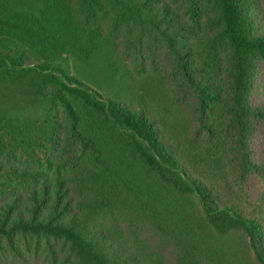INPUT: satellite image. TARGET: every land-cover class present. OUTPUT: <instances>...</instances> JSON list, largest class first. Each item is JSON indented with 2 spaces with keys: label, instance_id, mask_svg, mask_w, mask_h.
I'll return each mask as SVG.
<instances>
[{
  "label": "trees",
  "instance_id": "trees-1",
  "mask_svg": "<svg viewBox=\"0 0 264 264\" xmlns=\"http://www.w3.org/2000/svg\"><path fill=\"white\" fill-rule=\"evenodd\" d=\"M263 3L0 0V264H264Z\"/></svg>",
  "mask_w": 264,
  "mask_h": 264
},
{
  "label": "rangeland",
  "instance_id": "rangeland-1",
  "mask_svg": "<svg viewBox=\"0 0 264 264\" xmlns=\"http://www.w3.org/2000/svg\"><path fill=\"white\" fill-rule=\"evenodd\" d=\"M65 67L71 74L81 77L91 85H95V83H93L94 81L97 82V87L99 84H103L102 86H105L110 83L109 76L106 74L107 71L105 64L101 61V59L93 64H86L85 62L70 58L67 62H65ZM101 90L104 94L108 93V91L103 90V87ZM27 113L37 114L34 110H28Z\"/></svg>",
  "mask_w": 264,
  "mask_h": 264
}]
</instances>
